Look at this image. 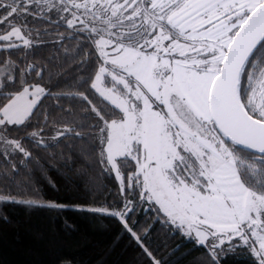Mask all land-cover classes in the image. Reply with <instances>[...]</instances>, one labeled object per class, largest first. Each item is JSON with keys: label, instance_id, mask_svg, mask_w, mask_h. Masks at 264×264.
Wrapping results in <instances>:
<instances>
[{"label": "snow or ice", "instance_id": "snow-or-ice-1", "mask_svg": "<svg viewBox=\"0 0 264 264\" xmlns=\"http://www.w3.org/2000/svg\"><path fill=\"white\" fill-rule=\"evenodd\" d=\"M56 160L88 198L46 196ZM4 204L112 220L140 264H264V0H0Z\"/></svg>", "mask_w": 264, "mask_h": 264}, {"label": "trees", "instance_id": "trees-1", "mask_svg": "<svg viewBox=\"0 0 264 264\" xmlns=\"http://www.w3.org/2000/svg\"><path fill=\"white\" fill-rule=\"evenodd\" d=\"M63 165L62 160L46 165L47 175L56 183L55 189L37 173L46 196L63 203L88 198L83 178ZM102 182L111 187L108 181ZM5 213L9 222L0 221V264H55L58 257H69L74 264H140V250L126 238L116 240L118 224L112 220L93 218L71 208L28 211L12 204L0 205V214ZM136 215L142 222L145 220L142 211ZM163 239L164 233L155 225L153 240ZM181 243L179 237L172 238L164 252ZM191 248V244L184 243L170 258L176 264H195L199 252H192ZM225 264H246V260L229 257Z\"/></svg>", "mask_w": 264, "mask_h": 264}]
</instances>
